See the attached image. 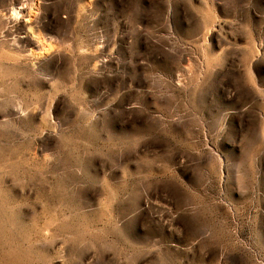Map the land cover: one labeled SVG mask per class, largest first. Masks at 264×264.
I'll return each instance as SVG.
<instances>
[{
  "label": "rangeland",
  "instance_id": "1",
  "mask_svg": "<svg viewBox=\"0 0 264 264\" xmlns=\"http://www.w3.org/2000/svg\"><path fill=\"white\" fill-rule=\"evenodd\" d=\"M0 264H264V0H0Z\"/></svg>",
  "mask_w": 264,
  "mask_h": 264
}]
</instances>
